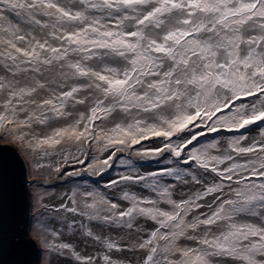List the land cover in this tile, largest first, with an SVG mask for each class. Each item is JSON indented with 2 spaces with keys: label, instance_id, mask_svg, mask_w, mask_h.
Returning <instances> with one entry per match:
<instances>
[{
  "label": "snow or ice",
  "instance_id": "snow-or-ice-1",
  "mask_svg": "<svg viewBox=\"0 0 264 264\" xmlns=\"http://www.w3.org/2000/svg\"><path fill=\"white\" fill-rule=\"evenodd\" d=\"M0 142L39 264H264V0H0Z\"/></svg>",
  "mask_w": 264,
  "mask_h": 264
},
{
  "label": "water",
  "instance_id": "water-1",
  "mask_svg": "<svg viewBox=\"0 0 264 264\" xmlns=\"http://www.w3.org/2000/svg\"><path fill=\"white\" fill-rule=\"evenodd\" d=\"M0 170L5 177L0 264H39L38 247L20 242V234L27 233L31 218V197L25 162L14 147L0 145Z\"/></svg>",
  "mask_w": 264,
  "mask_h": 264
},
{
  "label": "rangeland",
  "instance_id": "rangeland-1",
  "mask_svg": "<svg viewBox=\"0 0 264 264\" xmlns=\"http://www.w3.org/2000/svg\"><path fill=\"white\" fill-rule=\"evenodd\" d=\"M0 145L12 146V145H9V144H6V143H2V142H0ZM151 167L156 168L158 166L155 165V164H153V165H151ZM69 170H71V169H69ZM116 171H117L116 169H113V170H111L110 173L105 174L103 176V180L101 181V186H102V184H103L104 181H108L109 179L113 178L116 175ZM34 175H37V174H32L31 173V170L30 169H27V178H28V181H29V191H30V197H31V208H30L31 218H30V222L33 219V204H34V201H33L32 197H33V194L35 192V189L30 186L32 183L47 184L49 186H51L54 183L55 184V187L59 191H64V190H66L67 187L74 186L72 184L62 185V182H52V181L46 180L45 179L46 173L44 171H42L41 173H39L37 175V179H35V180L33 179V176ZM75 180H76V182H79V181H87L90 184V183L93 182L94 178H90V177L84 176V177L75 178ZM30 222H29V224H30Z\"/></svg>",
  "mask_w": 264,
  "mask_h": 264
}]
</instances>
